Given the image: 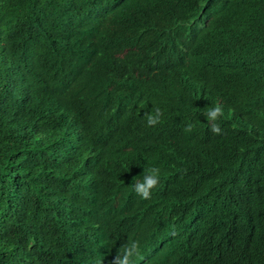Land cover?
Returning <instances> with one entry per match:
<instances>
[{"label":"trees","instance_id":"1","mask_svg":"<svg viewBox=\"0 0 264 264\" xmlns=\"http://www.w3.org/2000/svg\"><path fill=\"white\" fill-rule=\"evenodd\" d=\"M130 240L133 264H264V0H0V264Z\"/></svg>","mask_w":264,"mask_h":264},{"label":"clouds","instance_id":"2","mask_svg":"<svg viewBox=\"0 0 264 264\" xmlns=\"http://www.w3.org/2000/svg\"><path fill=\"white\" fill-rule=\"evenodd\" d=\"M203 115L209 122L210 131L214 134H222V129L217 121L223 117V106L217 103L214 106L208 107ZM147 126L153 127L161 123L163 112L160 108L154 107L151 113H145ZM194 125L189 123L184 131L190 133L193 131ZM161 170L158 167L147 168L143 172L142 180L134 178L132 186L135 194L141 199L148 200L151 198L152 190L160 183ZM122 251H118L117 256L113 260V264H133V258L140 255L139 241L130 240L124 244Z\"/></svg>","mask_w":264,"mask_h":264}]
</instances>
